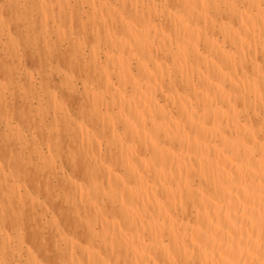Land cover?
Wrapping results in <instances>:
<instances>
[{
  "label": "bare ground",
  "instance_id": "obj_1",
  "mask_svg": "<svg viewBox=\"0 0 264 264\" xmlns=\"http://www.w3.org/2000/svg\"><path fill=\"white\" fill-rule=\"evenodd\" d=\"M0 29L2 113L37 100L0 264H264V0H0Z\"/></svg>",
  "mask_w": 264,
  "mask_h": 264
},
{
  "label": "rangeland",
  "instance_id": "obj_2",
  "mask_svg": "<svg viewBox=\"0 0 264 264\" xmlns=\"http://www.w3.org/2000/svg\"><path fill=\"white\" fill-rule=\"evenodd\" d=\"M22 1H23V0H22ZM17 12H18V11H17ZM7 13H8V12H7ZM14 26H15V25H14ZM12 27H13V26H12ZM23 27H24V26H23ZM13 28H14V27H13ZM15 29H16V28H15ZM3 30H5V29H3ZM7 30H8V28H7ZM7 30H6V31H7ZM11 30H12V28H11ZM13 31H16V30L13 29ZM1 33H2V29H0V35H1ZM2 36H3V35H2ZM3 37H4V36H3ZM3 37H2V38H3ZM3 39H5V38H3ZM2 46H3V45H2ZM29 47H30V49H29ZM29 47H27V48L25 49V46H24V48H23L22 45H21V47L19 48V51H20L23 55H22V54H19L20 52L18 53V54H19V55H18V56H19L18 58H22V59H21V62H20V66L18 65V66H19V69H18V70H17V69H14L13 72H11V76H12V78H13V79L15 78V79L13 80L14 83H17V84H19V83H21V84L26 83V79L24 80V78H23L24 76L21 77V78H20V76H21V74L26 75L24 72H25L26 70H27V71H30V69H32V66L34 65V64H33V62H34L33 60H34V59H30V57H31V58H33V57H32L31 55H29L30 52H32V50H34V49H33V46H29ZM0 48H1V47H0ZM24 50H25V51H24ZM30 50H31V51H30ZM28 51H29V52H28ZM24 53H27V54H24ZM28 53H29V54H28ZM32 53H34V51H33ZM24 55H25V56H24ZM27 55L30 56V57H27V59L29 58V62H27L28 60H25ZM32 55H33V54H32ZM20 56H21V57H20ZM18 60H19V59H18ZM13 61H15V62H16L15 65H17V59H16V57H15V59H14ZM19 61H20V60H19ZM30 61H31V63H30ZM18 64H19V63H18ZM26 64H27V69L25 68ZM28 64H29V65H28ZM31 64H32V65H31ZM30 65H31V67H30ZM35 65H36V64H35ZM35 65H34V66H35ZM36 66H37V65H36ZM23 67H24V69H23ZM20 68H21V69H20ZM29 68H30V69H29ZM37 69H39V68L37 67ZM37 69L34 70V68H33L32 70H34V71L31 70V72H33V74H35L33 77H35V79H37V80L39 81V80H40V76L37 75V73H36V70H37ZM19 70H21L22 72L20 73ZM37 71H38V70H37ZM48 72L50 73V71H47V73H48ZM3 74H4V72L2 71V75H1V70H0V75H1L0 78H2V79L4 80L6 77L4 78V77H3ZM6 75H7V77L10 76V75L8 76V73H6ZM36 75H37V76H36ZM41 75H42L41 77H42L43 80H47L48 75H45V73H41ZM4 76H5V75H4ZM53 76H54V75H53ZM49 77L52 78V74H49ZM54 77H55V76H54ZM19 78H20V79H19ZM16 79L18 80L19 83L17 82ZM15 81H16V82H15ZM21 81H23L24 83L21 82ZM38 81H35L37 85L39 84ZM55 81H56V82H57V81H60V78L56 76V77H55ZM57 83H58V82H57ZM78 84H79V86H81V83H80V82H78ZM17 88H18V90H17ZM20 88H22V87H14V88H13V86H10L11 92H13V93L16 92V93H14V94H17L16 96H18V93H19V96H20V93H21V94H22V96H21V97H22V100L24 99V101H26L28 105H31V106H33V107H32V108H31L30 106L27 107V105H25V104L23 103L24 101L22 102V100L19 99V98H16V96H14L13 93H12V95H11V92H8V99H7V102H8L7 104H8V105L6 104L5 107H3V108H4V110H3L4 113H2V111H1V109H0V113H1L0 116L2 117V118H0V120H2V121H0V131H2V132H0V136H2V137H0V142H1V141H3V142H1V143H5V142H6L4 145H7V144H8V138H6V136H5L6 133H5V132H7L6 135H8V133H9V131H10V129L7 128L8 125H5V124H7V121H9L11 125H12V123H13V124H14L13 126H16V125L18 124L20 127H22L24 133L27 134L26 136L28 137V139L32 140L31 137H32V134H33V133L29 134L31 128H30L28 125H26V124L24 123L23 118L20 117V118L22 119V121L20 120V118H18L19 116H18V117L15 116V117H16V118H15V117H14V115H15L14 113L17 112L18 115H20L19 112L16 111V106H17V109H18V107H19V104H16V102H18V103L20 102L21 104L23 103L22 105H20V106H21V107H20L21 109H22L23 107H24V108L27 107V108L31 109V111H33V112L30 111V113H31V114H34V110H35V107H34V106L37 105V102H36L37 100L31 97V98H30L31 100H36V101H35V102L33 101V102H32L33 104H30V103H31L30 100H29V102H28L27 98H26V97H23V94H24L23 88H22V90H21ZM14 89H15V90H14ZM60 89H61V88H60ZM13 90H14V91H13ZM19 90H20V91H19ZM9 94H10V95H9ZM11 96H12V97H11ZM10 98H11V99H10ZM16 99H17V100H16ZM9 100H10V102H9ZM15 100H16V102H15ZM11 101H12V102H11ZM13 102H15L16 105H13ZM26 102H25V103H26ZM11 103H12V104H11ZM10 104L13 105L14 107H13V106L11 107ZM9 105H10V108H11V109L8 108ZM6 106H7V107H6ZM22 106H23V107H22ZM6 108H8V110H7ZM12 109L14 110V112H13L14 115L11 113V112H12ZM10 110H11V111H10ZM18 110L20 111V109H18ZM7 111H8V112H7ZM9 111H10V113H9ZM28 111H29V110H28ZM5 112H6L7 114L9 113L10 116H12V115H13V116H12L11 118L9 117L10 119H8V116H9V115H8V116L5 115ZM17 113H16V114H17ZM14 118L16 119V121H15ZM12 119H13V120H12ZM17 119H18V121H20V122H18ZM2 122H3V124H2ZM21 123H24V127H23V124H21ZM25 126H26V127H25ZM5 127H6V129H5ZM27 128H28V129H27ZM29 128H30V130H29ZM25 129H26V131H25ZM4 130H5V131H4ZM26 132H27V133H26ZM10 133H11V132H10ZM11 135H12V134H11ZM4 136H5V140H4V138H3ZM1 139H2V140H1ZM9 139H10V138H9ZM1 143H0V148H1V150H3V149H5L6 147L4 146V148H3V147H2L3 144H1ZM2 148H3V149H2ZM45 151H47L46 148H45ZM63 166H64L63 169H65V170L68 171V172L70 171V166L68 165V163L63 162ZM59 170H60V168H59ZM59 170H58V171H59ZM59 172H60L61 174L58 173V175L60 174V176H61L62 173H63V170H62V172H61V170H60ZM60 176H57V177L55 176V177H54V180H55V179H59ZM55 182H57V180H55Z\"/></svg>",
  "mask_w": 264,
  "mask_h": 264
}]
</instances>
